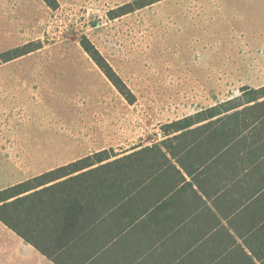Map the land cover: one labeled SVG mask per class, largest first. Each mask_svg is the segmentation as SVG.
I'll return each instance as SVG.
<instances>
[{
    "label": "rangeland",
    "instance_id": "1",
    "mask_svg": "<svg viewBox=\"0 0 264 264\" xmlns=\"http://www.w3.org/2000/svg\"><path fill=\"white\" fill-rule=\"evenodd\" d=\"M59 1L58 9L44 0L0 3V53L43 43L1 64L12 68L0 70V93L19 82L33 96L16 113L0 109V134L7 119H39L24 146L40 152L9 153L20 144L0 142V189L99 150L160 142L163 124L264 85V0H161L114 18L133 0ZM83 35L135 103L84 50ZM4 230L0 222L1 237ZM28 252L0 242V264H48Z\"/></svg>",
    "mask_w": 264,
    "mask_h": 264
},
{
    "label": "crops",
    "instance_id": "2",
    "mask_svg": "<svg viewBox=\"0 0 264 264\" xmlns=\"http://www.w3.org/2000/svg\"><path fill=\"white\" fill-rule=\"evenodd\" d=\"M1 64L0 70L12 68ZM4 84L8 88L0 93V102L8 101V106L0 109L16 113L22 102L33 95L19 82ZM230 100L233 97L208 107ZM261 102L264 97L255 101L243 99L240 109ZM233 111L204 117L181 130L168 126L196 112L185 115L161 126L160 142L123 151L113 149L116 155L112 159H117L158 145L164 160L161 166L144 167L153 171L145 174L147 190H137V199L131 203L113 204L121 210L111 212L108 208L101 213L104 219H98L97 227L82 237L65 263L264 264V115L251 119L254 115L236 117ZM28 112L33 113V109ZM236 118L241 121L240 126L234 123ZM213 121L218 123L209 124ZM38 123L39 119L32 118L25 126L23 121L14 123L7 119L0 142L20 144L9 153H39L34 146L31 151L24 146L26 138L34 137ZM0 222L5 228V234L0 236L3 245L19 244L29 251L26 259L38 256L43 262L58 264Z\"/></svg>",
    "mask_w": 264,
    "mask_h": 264
},
{
    "label": "trees",
    "instance_id": "3",
    "mask_svg": "<svg viewBox=\"0 0 264 264\" xmlns=\"http://www.w3.org/2000/svg\"><path fill=\"white\" fill-rule=\"evenodd\" d=\"M45 1L53 9L60 6L58 0ZM158 1L161 0H133L117 8L113 18ZM80 44L119 92L130 103H135L134 92L94 42L83 35ZM42 47L41 41H31L2 52L0 64ZM242 92L233 100L203 108L195 115L168 126L176 130L189 128L204 117L231 110L236 117L248 114L254 115L251 119H256V116L264 115V102L240 109L243 99L255 101L263 98L264 86L245 88ZM216 123L218 121L209 124ZM234 123L238 126L242 124L239 118ZM115 155L113 149H104L0 190V221L58 264H66V258L71 259L75 251L73 248L80 244L82 237L97 227L98 219H104L101 213L109 209L111 212L121 210L119 205L117 208L115 205L131 203L137 199V190H147L145 174L153 171L144 167L161 166L164 160L158 145L112 159Z\"/></svg>",
    "mask_w": 264,
    "mask_h": 264
}]
</instances>
